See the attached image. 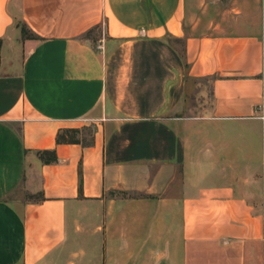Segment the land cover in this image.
I'll use <instances>...</instances> for the list:
<instances>
[{"label": "crops", "instance_id": "crops-1", "mask_svg": "<svg viewBox=\"0 0 264 264\" xmlns=\"http://www.w3.org/2000/svg\"><path fill=\"white\" fill-rule=\"evenodd\" d=\"M0 44V264H264V0H0Z\"/></svg>", "mask_w": 264, "mask_h": 264}, {"label": "trees", "instance_id": "trees-1", "mask_svg": "<svg viewBox=\"0 0 264 264\" xmlns=\"http://www.w3.org/2000/svg\"><path fill=\"white\" fill-rule=\"evenodd\" d=\"M24 36L26 38L33 37V35L29 34L27 30L24 32ZM0 47H1V44H0ZM86 130L87 129H85V128H82V129H78V128L62 129L57 134L56 143L58 145L81 144L84 147L92 146L94 143L93 130H92V128H90L88 130L89 132H87V134L85 135L84 131H86ZM38 157L44 164H53V163H56L58 161L57 153L55 150L40 151V152H38ZM31 198H34V197H31Z\"/></svg>", "mask_w": 264, "mask_h": 264}, {"label": "rangeland", "instance_id": "rangeland-1", "mask_svg": "<svg viewBox=\"0 0 264 264\" xmlns=\"http://www.w3.org/2000/svg\"><path fill=\"white\" fill-rule=\"evenodd\" d=\"M97 36H101V37H103L102 30H100V31H98V32L96 31V32L94 33L93 37H97ZM177 48H178L180 51H183V48H182L181 45H178ZM199 83H200V84H198V85H200L201 87H203V86H205V85H207V86L209 87V81H208V80H203V81H201V82H199ZM208 87H207L208 95H207L206 101H207V103L209 104L211 98H210V96H209V88H208ZM198 96H199V95H196V96H195V94H191L190 96H188L187 103H188V107H189L190 109L193 108L194 106H196V107H198V106H200V105L203 106L204 100H203L202 97L199 98ZM193 111H194V110H193ZM84 128L87 129L86 131H84V134L86 135L87 132H89L88 130H89L91 127H84ZM132 195H133V194H132Z\"/></svg>", "mask_w": 264, "mask_h": 264}, {"label": "built area", "instance_id": "built-area-1", "mask_svg": "<svg viewBox=\"0 0 264 264\" xmlns=\"http://www.w3.org/2000/svg\"><path fill=\"white\" fill-rule=\"evenodd\" d=\"M98 48H101L100 46H98Z\"/></svg>", "mask_w": 264, "mask_h": 264}]
</instances>
